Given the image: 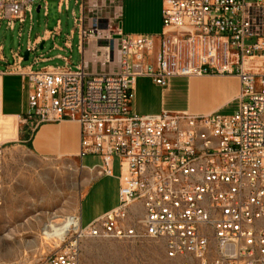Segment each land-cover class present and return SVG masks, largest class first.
<instances>
[{"label":"built area","instance_id":"1","mask_svg":"<svg viewBox=\"0 0 264 264\" xmlns=\"http://www.w3.org/2000/svg\"><path fill=\"white\" fill-rule=\"evenodd\" d=\"M38 1L0 0V23L12 31ZM121 1H76L80 17L73 13L60 49L71 51L76 30V67L59 56L64 65L34 71L42 57L22 67L20 47L11 51L10 71L29 91L20 124L34 131L75 122L79 156L101 158L98 176L112 175L114 158L121 171L114 209L86 226L64 217L60 236L53 222L44 225L41 235L58 246L40 264H79L86 240L160 243L175 264H264V0H162V31L153 36L123 33ZM40 43H28L29 55ZM203 76L238 79L234 115L131 112L138 78L165 88Z\"/></svg>","mask_w":264,"mask_h":264},{"label":"crops","instance_id":"2","mask_svg":"<svg viewBox=\"0 0 264 264\" xmlns=\"http://www.w3.org/2000/svg\"><path fill=\"white\" fill-rule=\"evenodd\" d=\"M158 1L122 0L123 33L148 36L160 34L162 0L158 25H149L146 31L138 30V25L149 23V9ZM63 7L67 9L68 2L57 0L58 14ZM56 27L60 28L59 20L53 31ZM5 29L10 31L6 27ZM53 31L45 30L42 36H36L34 40H28V43L36 40L45 43L55 39L50 35ZM61 48L62 46L54 44L53 49L60 51ZM0 49V64L4 66L0 69V139L5 145L15 144L13 147H6L1 189V206L3 205L5 210L1 214H7V211L12 209L34 208L36 201V205L41 204L43 208L53 210L43 213L44 217L40 220L42 226L50 222L55 223L56 220L51 218L54 215L59 219L79 216L83 224V202L93 187L100 183V187H96V196L102 198L108 186L112 200L97 208L96 212L87 218L86 225L90 224L118 205L121 177L119 160L113 159L111 176H98L96 169L102 164L101 158L79 156L80 127L77 123L64 121L45 124L34 131L21 125L20 118L28 110L27 82L20 75L10 71L12 67L4 55L3 43H0ZM59 56L62 55L57 54L53 58L58 59ZM53 58L42 57L41 60L46 62ZM239 90L240 84L235 77L173 78L165 88L155 85L150 78L141 77L134 83L130 109L132 113L141 116L158 115L164 111H188L197 116L220 114L237 102ZM178 98L181 99L180 103ZM16 148L19 149V154L13 151ZM22 156L27 157L25 164L18 163ZM90 161L93 162L92 165L88 164ZM115 161L118 162V173L113 176ZM55 172L56 175L53 174ZM53 185H58V189H53ZM14 194H18L19 199H15Z\"/></svg>","mask_w":264,"mask_h":264},{"label":"rangeland","instance_id":"3","mask_svg":"<svg viewBox=\"0 0 264 264\" xmlns=\"http://www.w3.org/2000/svg\"><path fill=\"white\" fill-rule=\"evenodd\" d=\"M77 0H69L68 8L63 7L60 14L56 12L57 0H39L33 5V11L31 16L27 13L25 22L20 24L18 21L14 23V29L6 31V22H1L0 27V43L4 45V55L7 58L9 64L13 63L11 51H16L20 47V54L23 56L27 49L28 40L32 41L36 36H42L45 30L53 31L57 24L60 22L61 34L55 39L45 41L43 50H37L30 53L28 61H23L21 66L27 67L33 64L34 59L41 57L53 58L57 54L66 57L71 67H76L80 61L81 56L78 52V37L75 30L73 39L71 41V51L64 50L58 51L53 49L54 44L63 46V41L66 36L70 35L71 31L75 29L74 16L80 17V8L76 4ZM45 4L47 5V13H45ZM40 6L39 12L36 11ZM161 1L154 2L153 7L149 9L148 20L149 23L144 25H138V30L146 31L149 25H158L160 14ZM162 10V7H161ZM125 13V11H124ZM152 16V17H151ZM19 34H21L19 36ZM64 61L61 59H51L46 62H38L33 65V70H42L48 66H62ZM4 66L0 64V69ZM179 103L181 99L178 98ZM183 101V100H182ZM238 109V102L230 106L226 111L220 113L222 116L234 115ZM4 117V116H3ZM2 120V118H0ZM18 130V126H17ZM1 131V129H0ZM9 142V141H6ZM5 142L1 141L0 144ZM13 147L15 144L9 143L5 147ZM13 151L20 153L16 148ZM20 164H25L27 157H20ZM88 164L92 165L90 161ZM118 173V162L115 161L113 176ZM53 174H57L56 172ZM53 175V176H55ZM100 187V183H97L89 196L84 200V222L92 214H94L97 208L106 205L112 199V193L108 186L105 188L103 197L96 196L97 188ZM109 188V189H108ZM53 189H58V185H53ZM15 199H19L18 194H14ZM24 204V203H23ZM34 202V208L12 209L8 210L7 214L3 212L5 209L3 205L0 207V264H40L50 252L55 251L58 246V241L54 242L48 240L41 235L42 226L40 220L44 217L45 211L52 212L43 208L40 205H36ZM53 216H51L52 218ZM61 219H57L54 224L61 223ZM79 264H175L166 259L162 244L152 242H121L113 240H86L81 243L80 246V262Z\"/></svg>","mask_w":264,"mask_h":264},{"label":"bare ground","instance_id":"4","mask_svg":"<svg viewBox=\"0 0 264 264\" xmlns=\"http://www.w3.org/2000/svg\"><path fill=\"white\" fill-rule=\"evenodd\" d=\"M55 216V215H54ZM51 219V218H50ZM67 226H68V224H67V222L66 221H61V223H59V224H52V230L57 234V235H61V234H63L65 231H66V229H67ZM47 239V238H46Z\"/></svg>","mask_w":264,"mask_h":264},{"label":"water","instance_id":"5","mask_svg":"<svg viewBox=\"0 0 264 264\" xmlns=\"http://www.w3.org/2000/svg\"><path fill=\"white\" fill-rule=\"evenodd\" d=\"M39 10H40V8L37 7L36 11L39 12ZM43 46H44V41H42L40 43L39 50H43ZM23 56H24V61H28V59H29V52L28 51H25L24 54H23Z\"/></svg>","mask_w":264,"mask_h":264}]
</instances>
